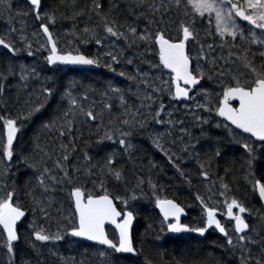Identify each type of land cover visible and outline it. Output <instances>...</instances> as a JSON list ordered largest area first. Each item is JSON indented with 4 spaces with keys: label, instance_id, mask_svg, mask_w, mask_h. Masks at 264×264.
<instances>
[{
    "label": "trees",
    "instance_id": "1",
    "mask_svg": "<svg viewBox=\"0 0 264 264\" xmlns=\"http://www.w3.org/2000/svg\"><path fill=\"white\" fill-rule=\"evenodd\" d=\"M11 1L13 8L19 5L25 12L33 11L25 0ZM42 9L54 19L53 27L65 31L69 39L85 41L87 47L80 46L82 53L100 68L49 66L46 59H38L36 71L24 49L0 52V136L3 122L14 119L19 126L16 138L19 136L22 144L11 145L4 175L0 172L1 185L14 205L26 211L15 241L8 242L0 230V264H225L221 253L212 257L208 248L201 250V239L170 237L155 202L173 198L189 206V217L201 225V213L190 208L188 199L201 193L198 168L202 166L221 171L212 180L219 181L229 194L248 198L252 192L247 182V161L239 148L229 150L225 139L233 136L230 127L223 124L226 131L209 134L218 140L219 152L197 150V162L192 163L199 167L184 164L180 167L186 173L172 170L173 162L156 151L153 140L144 135L146 125H141L139 115L133 113L140 105L130 93L127 67L109 58L101 45H95L96 38L83 35L84 30L103 31L112 23L129 24L140 12L139 5L132 0H41ZM61 46L71 51L69 46ZM226 49L238 58L246 75H264V63L252 61L249 51L243 55L240 46ZM20 61L24 67L15 69ZM219 74L211 71L210 87ZM139 135L142 137L137 139ZM59 164L68 169V187L80 186L90 195L107 194L121 209H127L123 204L128 200L140 202L131 210L136 255L117 254L113 248L67 239L51 252L41 251L35 239L24 236L21 230L26 221L46 224L40 216V199L48 194L47 179L59 180ZM255 165L257 179L263 181L262 159ZM54 186L61 188L59 183ZM58 194L71 203L61 191ZM50 204L52 216L64 221L57 205ZM108 232L115 236L112 229Z\"/></svg>",
    "mask_w": 264,
    "mask_h": 264
},
{
    "label": "rangeland",
    "instance_id": "2",
    "mask_svg": "<svg viewBox=\"0 0 264 264\" xmlns=\"http://www.w3.org/2000/svg\"><path fill=\"white\" fill-rule=\"evenodd\" d=\"M132 1L138 4L141 10L132 17L129 24L112 23L104 26L103 31L97 28L84 30L83 35L96 38L95 45H101L109 58L127 67L130 93L140 105L135 107L133 113L143 117L144 120L140 121L141 125L149 122L146 125V127L150 126L147 132L156 145V151L170 161L183 158L192 160L196 158V154L195 149H192L193 135L190 130H187L188 126L198 128L199 137L206 138V126L210 127L209 124L212 123L218 124V116H220L218 103L223 96L217 89L218 84L229 83L231 86L234 82L245 83L247 80L238 58L230 55V52L226 53L224 47L240 46L243 55L249 51L252 61L259 59L264 63V0H240L243 13L248 19L238 18L245 22L239 21L235 13L220 4L218 0ZM11 2V0H0V52H4L7 48L11 52L24 49L25 54L30 57L32 70H38V59L41 61L46 59L47 65L53 66L48 60V44L40 30L41 24H46L51 30L59 51L82 53L80 46L87 47L85 41L69 39L65 31L53 27L54 19L43 9L31 15L33 11L25 12L19 5L13 8ZM198 22H201V42ZM159 34L177 38L188 46V55L192 58L194 72L202 78L201 85L196 86L192 92H188L186 98H177L174 95L171 77L161 58L159 62L145 64V69L139 67L141 52L138 50L139 44L142 43L146 51L149 44L156 42V36ZM176 43L178 42L173 44ZM61 45L69 46L71 51H64ZM42 52L45 55H42ZM23 67L24 63L20 61L17 62L15 69L21 70ZM211 71L220 72L219 82L212 87L208 85V82L212 80ZM9 120L3 122L0 136V143L3 145L0 147V172L3 171V175L6 161L11 158L9 153L11 145L15 142L18 143L17 145H22L19 136L16 138L19 126L15 120V137L13 141H8L4 128ZM200 120L201 123H199ZM140 137L142 136H137V139ZM173 165V167L170 166L171 169L178 171V166L175 163ZM58 173H61L59 180L54 182L52 177L47 179L48 194L42 195L40 199V216L44 218L46 224L26 221V226L21 230L25 237L35 239V244L41 251L51 252V248L64 239L76 241L69 234V231L77 226L70 197L71 190L75 187H68L71 179L68 169L63 164H59ZM3 175H0V204L11 199L5 186L1 185ZM55 183L60 184L59 190L54 186ZM58 191L66 195L71 203L69 204L58 194ZM188 200L189 203L191 202V209H198L201 212V202L205 200L203 196L201 199V193L192 194ZM51 202L57 205L64 221L52 216ZM139 203L131 199L124 204H119L132 210ZM50 231H54V234L51 235ZM249 241L252 242L250 246L261 243L260 239Z\"/></svg>",
    "mask_w": 264,
    "mask_h": 264
},
{
    "label": "water",
    "instance_id": "3",
    "mask_svg": "<svg viewBox=\"0 0 264 264\" xmlns=\"http://www.w3.org/2000/svg\"><path fill=\"white\" fill-rule=\"evenodd\" d=\"M37 13L41 8V0H26ZM237 16L247 20L243 11L238 10ZM40 29L48 44V60L52 65H60L65 68H87L98 70L100 66L83 53H71L59 51L53 33L46 24H41ZM160 58L166 69L171 71L175 78H181L179 84L175 81L174 95L177 98H186L188 88L198 84L200 79L190 71L191 62L187 56L185 45L182 42L172 44L164 38H157ZM228 95L232 97L237 106L222 99L219 102L218 111L224 121L232 128L242 133L251 135L254 139L264 141V80L260 79L249 89L231 87ZM8 141L15 137L14 121L10 120L4 128ZM256 190L261 203L264 205V188L260 181L256 182ZM76 215L77 226L69 231L76 240L99 245L105 248L115 247L118 254L135 255L136 251L132 242V227L135 217L131 210L121 211L114 199L107 194L85 195L80 187H75L70 193ZM156 211L164 221H171L167 231L172 235L182 232H192L198 235L204 230H193L180 223L186 215L185 209L174 199L163 198L156 204ZM217 211L206 210V218L209 227L223 233ZM26 218V211L13 204L9 198L0 204V229L8 242H13L18 237V224ZM111 227L116 233V242L107 232ZM237 232L240 234L246 227L242 219L236 222Z\"/></svg>",
    "mask_w": 264,
    "mask_h": 264
},
{
    "label": "flooded vegetation",
    "instance_id": "4",
    "mask_svg": "<svg viewBox=\"0 0 264 264\" xmlns=\"http://www.w3.org/2000/svg\"><path fill=\"white\" fill-rule=\"evenodd\" d=\"M220 4L225 5L228 7L231 11H233L237 16V11L242 9V3L241 1L237 0H218ZM239 21L245 22L238 18ZM198 25V31L200 32L199 41L201 42V22L197 23ZM166 35H157L156 36V42H152L147 46V49L145 51L144 45L141 43L138 46V50H141L139 53V67L142 69H145L146 65H148L150 62H159L160 59V51L158 48V42L157 38L161 37L172 44L175 42H181L177 38H170L165 37ZM183 43V42H182ZM185 45V43H183ZM225 49L227 47H224ZM187 56L190 59L191 62V68L190 71L193 75L198 77L200 79L199 83L196 84L192 89L189 90V93L194 90L196 86L201 85L202 78L199 77L193 69L192 64V58L188 55V46L185 45ZM144 50V51H143ZM227 53V49L225 51ZM150 63V64H151ZM146 64V65H145ZM168 70V69H167ZM168 75L171 77L173 86H175V81H177L179 84L181 83V78H175V75L168 70ZM247 80L245 83L240 81V83L236 82L233 86H239L241 88L249 89L256 84V82L260 79L264 80V75H246ZM219 80L217 81V83ZM220 84V83H219ZM217 86V89L221 91L222 98H229L227 95V88L229 89L231 86L228 83L227 85H219ZM229 86V87H228ZM175 89V87H174ZM228 101L233 105V107L237 106V102L234 101V99L229 98ZM219 113V111H218ZM220 116H218V124L212 123L209 124L210 127L206 126V132L207 137L202 138L199 137L200 131L198 128H192L188 126L187 130L192 132L193 135V147L192 149H195L194 153L196 154V157L198 156L197 150L201 152L207 151L209 149H212L214 152H219L217 145L218 140L212 139L209 137V134H215V133H222V131H226L223 127V124L228 125L221 113H219ZM139 120L143 121V117L139 116ZM194 119V118H192ZM195 122V121H194ZM201 123V120L199 121ZM203 123V122H202ZM149 124V122H147ZM146 124V125H147ZM145 126V124L143 125ZM232 132V137L226 138L227 146L229 147V150L232 148H239L241 151V154L246 158L247 163V182H248V188L252 192V194L248 198H243L241 196H235L232 194H229V192L220 184L219 181H213V178H216L220 175L221 171L219 170H209L206 167L202 166L203 168L199 169V176H201V199L202 196L205 200H202L201 202V225H196V220H193L191 217H189V206H183L181 205L185 211L186 215L181 218L180 223L189 227L190 229L197 230L201 229L204 230V233L201 235L192 233V232H182L178 235H172L167 231L168 225L171 223V221H163V228L164 231L170 236V237H195L197 239H201V250L204 252L205 249H209L208 251L211 254V256L217 255V253H221L223 257L225 258V264H264V205L261 203L257 190H256V182L260 181L263 188H264V180L261 181L257 179V172H256V165L255 162L262 159V162L264 163V141H259L254 139L251 135L242 133L241 131H238L234 128H232L230 125H228ZM150 128L148 125L145 129L146 136H150L149 132L147 130ZM210 128V129H209ZM215 132V133H214ZM207 149V150H206ZM185 155V152H184ZM218 155V154H217ZM193 162H197L196 158H192V160L185 158L183 159H174L172 160L173 164L175 163L180 168L178 170L183 171L182 167L180 165L184 164H192L196 165ZM184 162V163H182ZM201 166V165H200ZM199 167V166H197ZM173 199V198H171ZM175 200V199H174ZM177 202V201H176ZM178 203V202H177ZM179 204V203H178ZM191 204V202H190ZM191 206V205H190ZM207 209H213L217 211L216 217L218 218L219 224L221 225V229L223 230L222 234L215 228L209 227L207 223L206 218V210ZM242 219L243 223L245 224V231L242 233H238L236 229V222ZM250 238V239H249ZM252 239H260L261 243L256 245H251L252 242L249 240Z\"/></svg>",
    "mask_w": 264,
    "mask_h": 264
}]
</instances>
